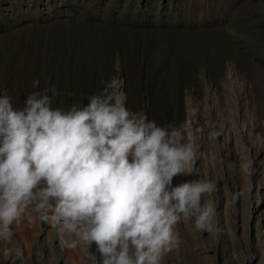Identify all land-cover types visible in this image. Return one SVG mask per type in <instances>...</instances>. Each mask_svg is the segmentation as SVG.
I'll list each match as a JSON object with an SVG mask.
<instances>
[{
    "label": "rangeland",
    "instance_id": "374dc122",
    "mask_svg": "<svg viewBox=\"0 0 264 264\" xmlns=\"http://www.w3.org/2000/svg\"><path fill=\"white\" fill-rule=\"evenodd\" d=\"M114 37L132 48L157 38L162 52L172 44L170 51L180 50L188 60L180 65L193 66L172 94L177 106L170 114L136 84L139 63L122 52L112 60L103 52L106 47L92 49L102 66L113 62L116 73L104 80H123L130 111L180 129L183 142L195 139L198 157L173 185L215 184V191L201 198L214 207L213 231L181 221L175 229L178 246L164 254L162 264H264V0H0V95L10 93L17 109L27 97L12 85L19 78L3 77L4 66L16 68L38 55L62 65L73 43L90 51ZM89 96L72 93L65 103L53 100L52 107L83 106ZM213 130L220 135L210 136ZM12 231L11 242L0 239V264H102L94 243L90 248L63 245L31 209Z\"/></svg>",
    "mask_w": 264,
    "mask_h": 264
},
{
    "label": "clouds",
    "instance_id": "9594fccd",
    "mask_svg": "<svg viewBox=\"0 0 264 264\" xmlns=\"http://www.w3.org/2000/svg\"><path fill=\"white\" fill-rule=\"evenodd\" d=\"M122 89L113 77L67 110L52 107L55 87L33 91L18 109L0 95V239L11 242L12 225L31 209L63 245L94 243L102 264H162L181 221L213 231L214 207L201 198L215 184L173 185L198 157L195 139L130 111Z\"/></svg>",
    "mask_w": 264,
    "mask_h": 264
},
{
    "label": "trees",
    "instance_id": "16d2710c",
    "mask_svg": "<svg viewBox=\"0 0 264 264\" xmlns=\"http://www.w3.org/2000/svg\"><path fill=\"white\" fill-rule=\"evenodd\" d=\"M155 39L152 37L151 40H147L148 42L146 45L141 48H132L129 41H122L119 37H114L108 42H98L97 44L91 45L90 51L84 47L78 50L76 47L77 44L73 43L71 45L72 48L65 52V60L62 65L48 64L46 61L43 62L44 57L38 55L35 59H29L28 63H22V66L16 64V68H7L4 66L5 70L3 71L5 75L3 77L12 80L14 77L19 78L18 83H12L16 88L15 92L17 94L27 93V95H29L33 91L44 92L45 89H48L49 85H52L56 87L59 93L58 96L52 97L55 103L59 101L65 103L72 93H77L82 97L87 95H99L105 86L106 81L104 79L116 73L115 66L112 64L113 62H111L109 66H102L99 55H96L97 52L92 51V49L97 50L102 46V48L106 47L108 49L107 51L103 50V52L111 55L112 60L116 59V55L122 52L126 54L125 57L128 61L139 63V65L142 66L138 75V77H141V81L136 82V84L145 87L146 94L150 95V98L158 99L163 109L169 111L171 114L177 106L173 102L172 94L178 91L179 86L182 85L180 83L185 81V78L188 76V71L191 70L193 66L190 62H187V64L189 63L192 68L180 65L181 60L185 62L188 61L185 60L187 59L186 57H181L182 51L181 53L180 50L177 49L170 51L173 49V45L169 44L170 48H168L170 50L164 53L160 48L162 41L158 42L159 39ZM205 42L206 40H204V43ZM176 51H178L177 56L173 53H176ZM170 53L171 55H169ZM52 60L56 63L55 56ZM128 70H130V75L133 76V69ZM62 71L64 74L59 80L60 76L58 73ZM34 80H39V84L35 89L32 87ZM63 82H65V84H62ZM12 85H10L11 89ZM134 86L136 85L134 84ZM183 87H185V85ZM186 87L192 89L193 85L188 86L187 83ZM6 94L10 95V93ZM48 94L52 95L51 91H49ZM61 105H63V103ZM150 109L154 110L153 107ZM153 113L155 116L159 115L155 110ZM160 120L161 118H156L155 122H160Z\"/></svg>",
    "mask_w": 264,
    "mask_h": 264
}]
</instances>
